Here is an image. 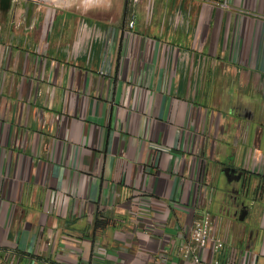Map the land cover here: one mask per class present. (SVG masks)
I'll list each match as a JSON object with an SVG mask.
<instances>
[{
    "label": "crops",
    "instance_id": "1",
    "mask_svg": "<svg viewBox=\"0 0 264 264\" xmlns=\"http://www.w3.org/2000/svg\"><path fill=\"white\" fill-rule=\"evenodd\" d=\"M72 1L0 0V264H264V0Z\"/></svg>",
    "mask_w": 264,
    "mask_h": 264
},
{
    "label": "built area",
    "instance_id": "2",
    "mask_svg": "<svg viewBox=\"0 0 264 264\" xmlns=\"http://www.w3.org/2000/svg\"><path fill=\"white\" fill-rule=\"evenodd\" d=\"M129 26L130 28L134 27V19L129 21ZM189 233L190 240L186 257L190 259V264H200L202 258L199 251L205 248L210 253L212 264H233V248L215 236L208 212H203L200 217L194 220Z\"/></svg>",
    "mask_w": 264,
    "mask_h": 264
},
{
    "label": "rangeland",
    "instance_id": "3",
    "mask_svg": "<svg viewBox=\"0 0 264 264\" xmlns=\"http://www.w3.org/2000/svg\"><path fill=\"white\" fill-rule=\"evenodd\" d=\"M18 1H20V0H18ZM24 1L44 3L46 5L49 4L48 1H38V0H24ZM77 1L73 0L72 3L77 2ZM112 1L113 0H103L102 2H103L104 5H106V7H108V6H110L112 4ZM90 2H92V0ZM139 2H140V0H127V5L126 6H127V16H128V22H127L128 29L130 28L129 21L131 19H133V17L136 15V8H137V4Z\"/></svg>",
    "mask_w": 264,
    "mask_h": 264
},
{
    "label": "water",
    "instance_id": "4",
    "mask_svg": "<svg viewBox=\"0 0 264 264\" xmlns=\"http://www.w3.org/2000/svg\"><path fill=\"white\" fill-rule=\"evenodd\" d=\"M38 1H48V2H51V1H54V0H38ZM37 3V2H36ZM35 3L34 2H30V1H24L23 2V6L26 10V14L24 15V20L26 21V23H31L32 22V18L34 16V13L36 11L35 9ZM244 214V213H242Z\"/></svg>",
    "mask_w": 264,
    "mask_h": 264
}]
</instances>
